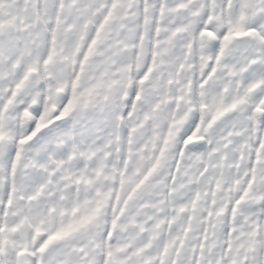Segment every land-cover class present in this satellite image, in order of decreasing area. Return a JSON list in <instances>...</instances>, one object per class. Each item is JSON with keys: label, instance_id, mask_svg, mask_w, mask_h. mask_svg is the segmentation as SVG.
<instances>
[{"label": "snow or ice", "instance_id": "6c2138e0", "mask_svg": "<svg viewBox=\"0 0 264 264\" xmlns=\"http://www.w3.org/2000/svg\"><path fill=\"white\" fill-rule=\"evenodd\" d=\"M0 264H264V0H0Z\"/></svg>", "mask_w": 264, "mask_h": 264}]
</instances>
